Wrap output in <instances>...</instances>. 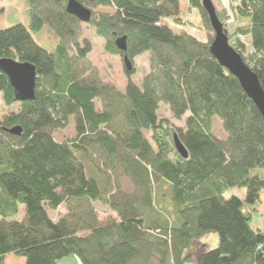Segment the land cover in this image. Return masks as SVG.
<instances>
[{
    "label": "trees",
    "instance_id": "trees-1",
    "mask_svg": "<svg viewBox=\"0 0 264 264\" xmlns=\"http://www.w3.org/2000/svg\"><path fill=\"white\" fill-rule=\"evenodd\" d=\"M26 1L31 28L0 30V61L28 62L38 79L35 100L18 102L0 70L3 103L17 105L0 119V264L11 255L24 264H60L70 256L80 264H188L195 240L208 233L219 234V246L202 249L198 264H264V231L252 222L264 190L257 170L264 168V117L212 55L214 30L202 0H73L112 9L89 23L107 54L134 64L151 53L141 86L132 80L136 64L131 72L125 67L123 90L91 66L84 23L66 10L71 0ZM185 3L199 23L186 24ZM216 13L264 90V0H230ZM164 18L182 23L183 33ZM46 25L58 38L53 53L32 35ZM125 36L128 50L121 52L116 40ZM161 102L177 121L188 114L186 129L158 114ZM70 117L76 137L59 143L55 134ZM216 117L226 138L215 135ZM17 126L21 135L10 134ZM161 187L171 196L169 208ZM236 188L246 190L244 199L225 198ZM97 202L117 218L103 223ZM21 205L25 215L18 219Z\"/></svg>",
    "mask_w": 264,
    "mask_h": 264
},
{
    "label": "rangeland",
    "instance_id": "rangeland-1",
    "mask_svg": "<svg viewBox=\"0 0 264 264\" xmlns=\"http://www.w3.org/2000/svg\"><path fill=\"white\" fill-rule=\"evenodd\" d=\"M230 0H213L214 7L222 9L224 6H228V3ZM183 12V19L186 20V24L188 25V20H193L194 22L199 23V16L197 14V11L190 10L187 7V3H185ZM29 5L27 4L26 0H0V30L5 28H10L14 25H25L28 28H31V15L29 13ZM94 15H98L100 13H109L113 12L112 9L102 8L99 7L98 9L93 10ZM164 23L167 24L174 33L181 34L183 33L182 30V23H177L173 19L170 18H164ZM182 24V25H181ZM184 24V25H186ZM190 24V23H189ZM191 25V24H190ZM192 27V26H191ZM193 28V27H192ZM183 29H190L188 27H183ZM196 33L198 34L202 39H206V34L201 31V29H195L193 28ZM191 30V29H190ZM231 30L233 31L234 28ZM82 37L87 38L90 40L92 44V51L89 53V61L91 66H93L99 74V77L102 78L103 82L110 85H115L119 87L120 89L126 88V84L128 83V78L125 76V67L124 60L121 56H115V55H109L105 51V41L103 38L97 35L96 30L94 27L90 26L89 23L82 26L81 31ZM32 35L34 36L36 42L44 47L47 48L51 53H53L56 49V44L58 41L57 35L54 34L52 28L49 25H46L45 28L39 32H32ZM214 37V32L212 33ZM151 56V53L146 52L143 56H139L134 60V64H136V73L132 77L133 82H135L137 85L141 86L142 82L149 72V58ZM160 109L158 111V114L163 117H170L172 120V123L175 127L186 129L185 127V121L187 119L188 114L186 117H184L182 120H175L174 117H172L171 111L169 106H167L165 103H160ZM17 105L13 106L11 108H7L5 104L3 103L2 97L0 96V119L5 116L8 112L16 111ZM97 109L99 111H102L101 104L98 101L97 102ZM70 123L69 126L60 131L56 132L55 138L56 141L66 142L71 140V138L76 137L75 132V121L73 117H70L69 119ZM222 122L219 117H216V120L214 122V129H215V135L221 139L226 138V132L224 131L223 126H221ZM258 172H260L264 176V168L257 169ZM123 184H125V189L130 190L131 184L129 183V180H123ZM160 196L165 193L166 199H167V208L170 207L172 204L171 196H168L167 193V187L160 188ZM246 190L244 189H230L226 191L225 198H229L232 196H239L241 199H244L246 197ZM261 204L258 208V213H255L253 216V226L254 229L257 227H263L264 228V190L261 193ZM163 206L165 204L163 202L159 203ZM97 207L99 218L103 221L108 220L110 217H116V214L110 210L109 207L103 206L101 203H96L95 205ZM20 214L17 216V218H21L25 215L24 205L20 206ZM61 214L64 212V208L61 209ZM167 215V212H164ZM52 217H57L58 212L51 213ZM171 217V216H169ZM14 218V219H17ZM218 241L216 242V240ZM219 234L215 233H208L205 237L196 239L192 247L190 248V254L192 255L193 259L188 264H198V257L197 254L204 249V246H207L208 249H217L219 246ZM13 256V257H12ZM12 258L8 257L6 264H22L20 258L11 255ZM60 264H80L78 259L75 256L66 257L63 260L59 261Z\"/></svg>",
    "mask_w": 264,
    "mask_h": 264
},
{
    "label": "water",
    "instance_id": "water-1",
    "mask_svg": "<svg viewBox=\"0 0 264 264\" xmlns=\"http://www.w3.org/2000/svg\"><path fill=\"white\" fill-rule=\"evenodd\" d=\"M202 6L211 21V26L214 30V41L211 44L210 50L214 58L221 63L230 73H232L238 81H240L242 88L248 94L249 98L256 103L260 113L264 117V90L258 75L254 70L246 64L245 60L230 44V40L223 28V25L217 17L216 7L212 0H202ZM67 12L78 18L82 23H90L93 19L94 12L89 8H85L79 2L73 0L69 1ZM118 49L122 52L128 50L127 37H121L116 40ZM124 64L128 71H133L134 64L128 56L124 57ZM0 70L4 71L12 83L15 91V99L18 102L34 101L36 98L37 85V69L30 63H21L16 59H3L0 61ZM12 135H21L22 128L20 126L8 130ZM175 146L180 155L188 158L189 153L178 138L174 134Z\"/></svg>",
    "mask_w": 264,
    "mask_h": 264
},
{
    "label": "crops",
    "instance_id": "crops-1",
    "mask_svg": "<svg viewBox=\"0 0 264 264\" xmlns=\"http://www.w3.org/2000/svg\"><path fill=\"white\" fill-rule=\"evenodd\" d=\"M258 228V227H257ZM258 229H262L263 231H264V228L263 227H260V228H258ZM218 241V239L216 240V242ZM204 249L205 250H207L208 248H207V246H204ZM13 257V256H12ZM12 257H10V258H12ZM21 263L22 264H24L25 263V260L22 258V260H21Z\"/></svg>",
    "mask_w": 264,
    "mask_h": 264
},
{
    "label": "built area",
    "instance_id": "built-area-1",
    "mask_svg": "<svg viewBox=\"0 0 264 264\" xmlns=\"http://www.w3.org/2000/svg\"><path fill=\"white\" fill-rule=\"evenodd\" d=\"M239 38H242L243 40L245 39V38H243V36H240Z\"/></svg>",
    "mask_w": 264,
    "mask_h": 264
}]
</instances>
